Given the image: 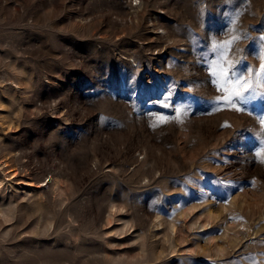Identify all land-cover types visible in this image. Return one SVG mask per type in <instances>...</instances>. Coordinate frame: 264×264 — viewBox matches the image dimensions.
Here are the masks:
<instances>
[{
  "label": "rangeland",
  "instance_id": "374dc122",
  "mask_svg": "<svg viewBox=\"0 0 264 264\" xmlns=\"http://www.w3.org/2000/svg\"><path fill=\"white\" fill-rule=\"evenodd\" d=\"M262 66L264 0H0V264H264Z\"/></svg>",
  "mask_w": 264,
  "mask_h": 264
},
{
  "label": "snow or ice",
  "instance_id": "6c2138e0",
  "mask_svg": "<svg viewBox=\"0 0 264 264\" xmlns=\"http://www.w3.org/2000/svg\"><path fill=\"white\" fill-rule=\"evenodd\" d=\"M261 71H264V66H262ZM236 95H240V93H236Z\"/></svg>",
  "mask_w": 264,
  "mask_h": 264
}]
</instances>
